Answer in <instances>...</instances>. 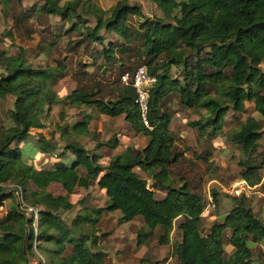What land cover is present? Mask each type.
I'll list each match as a JSON object with an SVG mask.
<instances>
[{
	"label": "trees",
	"instance_id": "16d2710c",
	"mask_svg": "<svg viewBox=\"0 0 264 264\" xmlns=\"http://www.w3.org/2000/svg\"><path fill=\"white\" fill-rule=\"evenodd\" d=\"M150 1L162 16L147 17L139 4L126 0L110 9H103L95 0L64 4L44 0V4L31 8L70 21L66 36L83 30L81 25L87 16L96 19L95 26H84L78 45H102L100 50L92 46L89 54L93 60L101 57L106 66L117 69L116 78L105 84L93 79L94 84L60 96L55 85L66 75L64 65L36 67L25 50L10 54L0 48V98L15 97L12 124L0 126V209L10 201L7 213L0 218V264H32L33 259L37 264H99L101 255L93 249L97 248L98 217L103 210L120 211V223L141 218L145 232L139 244L148 237L169 244L178 232L181 239L175 240L172 252L176 264H252L249 241L264 240V218L255 213L248 197H234L224 221L215 222L204 232L206 201L200 190L201 180L193 183L194 178L190 179L183 168L186 159L191 166L195 161L185 159L177 145L170 128L173 111L168 105L178 97L184 108L208 111V118L190 125L205 129L213 124L216 130L222 128L229 111L246 113L247 103L253 102L262 118L248 117L230 133V139L246 155L239 162V176L251 185L260 183L264 158L259 161L256 154L264 142V0ZM2 3L0 0V7ZM131 17L140 18L138 25L130 24ZM102 30L122 40L118 45L113 41L104 45ZM54 38L42 42L44 49L56 46L59 36ZM135 39L140 47L131 48ZM132 49L144 57L142 62L157 77L149 99V126L134 88L121 82L125 72L137 70L128 69L125 63V58L131 60ZM93 64L82 62L81 72L89 77L87 68ZM172 67L178 68L180 75L172 76ZM62 103L79 108L93 106L110 117L125 115L136 133L149 138L148 145L141 150L129 148L124 155L112 157L105 167L99 155L78 140H71L89 133L91 116H84L81 121L65 122L60 127L64 147L42 134L32 146L33 133L44 127L43 116L53 105ZM117 145L114 136L96 147ZM58 149L65 150L59 154L62 160L49 168L36 165V160L43 165ZM70 153L74 157L68 159ZM202 157L207 163L208 157ZM136 168L149 175L154 187L167 190L166 198L157 199L155 190L148 187V180ZM96 183L106 191L108 204L92 212L83 207L68 225L60 213L74 209L71 195ZM52 184L61 185L66 194L55 195L49 190ZM20 196L27 206L41 209L37 225L34 213L24 207ZM179 217H184V222L175 228ZM227 229L232 232L229 243L235 248L230 258L225 249Z\"/></svg>",
	"mask_w": 264,
	"mask_h": 264
},
{
	"label": "rangeland",
	"instance_id": "374dc122",
	"mask_svg": "<svg viewBox=\"0 0 264 264\" xmlns=\"http://www.w3.org/2000/svg\"><path fill=\"white\" fill-rule=\"evenodd\" d=\"M68 1L75 0H60L61 4H64ZM81 1L83 2L86 0ZM95 1H97L103 9H110L111 7L116 5L120 0ZM126 1H128V3L130 4H139L142 8L143 13L147 17L157 16L158 14L162 15L161 11H158L157 5L151 2L150 0ZM42 4H44V0H3V3L0 7V48L9 51L10 54H19L21 51L25 50L26 57L36 67H45L48 64L53 66H56L58 64L64 65L66 67V75L62 79H58L55 85V88L58 91L62 92L61 94H63V96L65 94H70L75 88L94 84L93 79L102 82L103 84L108 81H113L114 78H116L117 76V69L112 70L109 66H106L103 58L101 57L97 58L96 60H93V56L89 54V51L90 49H92V46L95 47L97 50H100V48H102V45H92L88 42H82L78 45L81 40V32H83L84 26H95L96 19L94 17L87 16L85 19V24L81 25L83 26V30H75L69 36H66V34L64 33L71 27L70 21L64 22L60 16L46 15L41 12L39 13L31 10L32 7H39ZM75 21L80 22L79 19H75ZM129 21L130 24L138 25V23L140 22V18L131 17ZM102 34L105 39L104 45H108V43L112 41L117 42L118 45V43H120V41L122 40L119 39L118 36H116L113 32H107L105 30H102ZM54 35L59 36V40L56 41V46L51 50L44 49V45L42 44V42H45L47 40H55L56 38H54ZM138 46L140 47V42L135 39L131 48H137ZM129 54L131 56V60L127 61V59L125 58L126 67L128 69L134 70L140 65L146 64L142 62L144 57L140 58L136 50L132 49L131 51H129ZM82 62L94 63L92 66L90 65V67L87 68V72H89V75L92 77H88L87 75L85 76L81 72ZM100 65L101 69H99ZM179 72L180 71L178 70V68H171L172 76L180 75ZM227 73H230V70H228ZM14 102L15 97L13 96H8L5 99L0 98V126L8 127L12 124L11 109H13L14 107ZM171 103L172 106L174 104H178L181 106L178 97H175L173 102ZM172 106L168 105L169 109L174 111ZM87 110H89V112L91 113L93 112L96 120L100 121L102 114L99 113L93 106H84L79 108L76 106H68L64 103L53 105L48 111V113L43 116L42 120L44 127L36 129L33 133V138L31 141L32 146H34L38 141L39 134H42L46 138H52V140L56 142L59 147H64L65 143L61 139L62 131L60 130V127L63 126L65 122H67V124H73L77 120H83V117L85 116L84 112H86ZM209 114L210 113L206 110H191L189 111V113H185L184 115L175 119V125L173 127L174 132L172 130L171 132L176 137L181 133L182 130H188V132L185 131V137L186 135H189V132H191L188 142L187 139H185L186 143L185 140L183 141L184 143H182L181 141L179 142L185 145L188 155L193 157L191 158V160L194 159L196 163L195 165L191 166V164L189 163L190 161L186 159L187 157H184L186 159V164L183 166V168H186V171H188L190 179L194 178L192 180L193 183H197L199 179L201 180L200 190L203 193L204 197L206 194V190L209 187L211 188L212 193H216L218 200L216 212L218 214H226L229 209H231L233 206V197L229 196L225 191L214 189L212 185L208 187L209 179L217 176L219 179H222L224 186L228 187L235 179L239 178V162L240 160L246 158V155L242 151L241 147L231 141L230 133L234 130L239 129L241 124L244 123L248 117L253 116L256 119H261L262 117L257 111H255L254 103L248 102L246 113L238 115L233 111H229L226 114L224 120L225 124L222 125V128H218L215 130L213 128V124L207 125L205 129L201 126L192 127L188 123L187 126L185 125L187 117L190 118L189 122H192L200 120L201 118L206 119L208 118ZM117 126V128L121 129L122 125L119 122ZM188 126L190 127V129H188ZM108 127L112 129V131H114L113 125H106L104 127L103 132H96L98 136L96 140L93 137L90 138L89 136L82 135L72 137L71 140H78L81 144H83L87 149H90L91 151H98L100 148L96 147L97 144L100 142H107L115 134L119 135V140L121 141V143H127L130 141V136H128V133L125 131V128L121 131H125L126 134L112 132L111 136V132L108 131ZM217 131L219 132L217 133L215 138L213 136H210L211 134H215V132ZM214 142L216 144H219L218 148H216L217 145L214 144ZM138 143L139 146L134 142H132V144L130 145H132V147L142 148L143 143L140 141ZM123 145L126 146L127 144ZM122 150L123 147L120 148V151ZM62 151L61 149H58L57 151H55L56 153L53 152L49 154V156H47L46 158L49 163L46 165L43 164V166L50 167V162H55V160L60 157L59 154H62ZM210 151H212L213 154H209L208 152ZM194 153H196L197 155H195ZM205 155L208 157L210 155V157L214 158V161L210 164H206L202 160V156ZM73 157L74 155L70 153V157L68 159ZM103 157L105 158L102 159V161L107 160L108 153L105 154V156L103 155ZM256 157H258L259 161L264 158L263 141L258 149ZM36 162V165L41 166L39 161L36 160ZM203 175L206 176L205 179L202 178ZM8 187H12V185H9ZM54 190L56 193L62 192V190L57 187ZM77 193L78 195L76 196H80V198H82V196L86 194L85 190L77 191ZM88 196L98 198V200L100 199L99 201H101V198H103L101 192H96L95 189L91 191V193L88 194L87 197ZM165 196V193L164 195L158 193V197L160 199L164 198ZM226 199H229L227 203L225 201ZM249 202L255 212L258 214V216L262 218V215L264 213V204L262 202L256 204L257 201L255 200V198L249 199ZM86 204L91 207H88ZM101 204L105 206L108 203L106 202ZM9 206L10 201H6V204L3 209H0V218H2L7 213ZM83 206H87L90 209L94 208L91 204V200L86 199L85 204L78 203L77 208H74L71 211L61 212L60 216L68 225H70L73 218H75L78 214L81 213V211H83ZM101 226L102 224L99 225L100 230L102 229ZM121 227L124 231L123 234L128 233L126 229L128 228L127 223L125 225H122ZM114 236H117V234H115ZM249 244L252 246L253 242H249ZM127 245H131L128 239ZM255 250H257L258 253L261 252L260 247ZM227 253V256H229V251H227ZM255 256V258H257L259 254H256Z\"/></svg>",
	"mask_w": 264,
	"mask_h": 264
},
{
	"label": "crops",
	"instance_id": "0c3cea01",
	"mask_svg": "<svg viewBox=\"0 0 264 264\" xmlns=\"http://www.w3.org/2000/svg\"><path fill=\"white\" fill-rule=\"evenodd\" d=\"M158 11H161V10L158 8ZM157 16H162V15L158 14ZM58 92L61 96H63V94H61L62 92H60V91H58ZM65 95H67V94H65ZM169 106H172V103H169ZM172 107H173L174 111H173L172 123H171L170 128L174 132L173 127L175 125V119L184 115L185 113H189V111H191V109L184 108L178 104H174ZM179 110H182V111H179ZM84 114H85V116H88V118H90V116H91V118H90V124H89V133L87 135H82V136H89L90 138L93 137L96 140L98 137L97 133L103 132L104 127L106 125H113L114 131H112V129L109 128L110 126L108 127L109 128L108 131L111 132V134H110L111 136H112V132H118L119 134H126V132H127L128 136H130L129 142L121 143V141L119 140L120 139L119 135L115 134L114 136H116V138L118 140V145L116 148H111L108 146H102V147H99L100 149L98 151L97 150L92 151L95 154L100 156V163L103 164V166H105V167L108 166L112 157L117 156V155H124L129 148L141 150V149H144L148 145L149 138L143 134L136 133L133 130L132 126L126 121L125 115H121L118 117H110V116H107L105 114H102L100 121L99 120L97 121L93 112L91 113V112H89V110H87L86 112H84ZM238 115H240V114H238ZM189 120H190V118L187 117L186 124H185L186 126H187V123L190 125ZM77 121H80V120H77ZM77 121H75V122H77ZM119 122L122 125L121 129L117 128L118 127L117 125L119 124ZM224 122H223V125L225 124ZM124 128H125L126 132L121 131L122 129L124 130ZM188 129H190V127ZM185 131L188 132V130H182L181 133L177 137L176 136L175 137L177 139V145L183 150L185 157L191 159L193 157L188 155V152L186 150L185 145L181 144V142L184 143L183 141L185 139H187V142H188L189 137L191 135V132H189L188 133L189 135H186V137H185L184 136ZM218 132L219 131H217V133ZM217 133L211 134L210 136H213L215 138ZM97 141H99V140H97ZM139 141L143 143L142 148L132 147V145H130V144H132V142H134L135 144L138 145ZM179 141H181V142H179ZM185 143H186V140H185ZM123 144H127V145L125 146ZM214 144H216V143L214 142ZM216 145H217L216 148H218L219 144H216ZM121 147H123L122 151H120ZM62 150L63 149H61V151ZM205 150H207V149H205ZM107 153H108V159L105 161H102V159L105 158V157H103V155L105 156V154H107ZM210 153L213 154L212 151H210L209 154ZM194 154L197 155L196 153H194ZM62 159H63L62 157H59L58 159L55 160V162L58 160H62ZM192 160H194V159H192ZM202 160L206 163V161L204 159H202ZM213 161H214V158L210 157V155H209L208 162L206 164H208V163L210 164ZM48 163L49 162L47 160H45L43 162L44 165H46ZM50 163L52 165L54 162H50ZM51 165H50V167H51ZM41 166L45 167L43 165H41ZM46 168H49V167H46ZM240 170H239V172H240ZM136 171L141 175L142 178H145L148 180V187L150 189L155 190V196L157 199L161 200L158 197V193H160L162 195H164V193H165V195L167 196L168 191L165 189L159 188V187H154L153 180L151 178H149V175L146 172L142 171L140 168H136ZM104 172H106V171H104ZM205 175L202 176L203 179L206 178ZM239 178H241V177L239 176ZM208 184H207L208 187L210 185H212L214 187V189H219V190L224 191L225 186L222 182V179H219L217 176L210 178ZM56 187L61 189L62 192L56 193L54 190ZM94 189L96 192L100 191L101 194L103 195V198H101V201H99L100 199L98 200V198H93L92 196L87 197V195L90 194L91 191H93ZM49 190H51L55 195H65L66 194V191L59 184H52L49 187ZM80 190H85V192H86V194L83 195L82 198H80V196H76V195H78L77 191H80ZM103 190L96 183L95 185L91 186L88 189L87 188H78L77 191L71 195L70 199L75 204L74 208H77L78 203L79 204L80 203L85 204L86 199L91 200V204L94 207V208L90 209V211L92 212V209H96V208L98 209V208H105L106 207V205L104 206L101 204V203H106V202L108 203V200H109L108 196L106 194V191L104 190V192H103ZM166 196L164 198H166ZM164 198H162V199H164ZM252 198H255V200L257 201L256 204L259 202H262L264 204V196H254ZM249 199H251V198H249ZM225 201L227 203L229 201V199H226ZM86 205L88 207H91L88 204H86ZM233 205H234V203H233ZM87 206H83V207H87ZM231 209H229V211ZM82 210H83V208H82ZM228 212L226 214H222V213L218 214L215 210L214 212L211 213L210 216L203 217V219H204V225H203L204 226V232L207 233L208 230L210 229L211 225L214 224L215 222L224 221ZM93 215H94V213H93ZM121 216H122V213L120 211L103 210L100 217H98V219H99L98 228H99V225L102 224V226H101L102 229L101 230L99 229V231L97 232V236H98L97 248H94L93 251L95 253H99L101 255V260H100L99 264H176V260L172 257V252H173V244H174L175 240L181 239L178 232L173 234V239H172L171 243H169V244H160L159 240L156 237H152V238L148 237L141 244H139V240H141L143 238V234L145 232L144 231L145 223L142 221L141 218H137V219H134V220L129 221V222H124L125 224L127 223V225H128V228H126L128 233L123 234L124 231H123V228L121 226L125 225V224L120 223L119 219ZM262 218H264V213L262 215ZM138 219H141V220H138ZM183 222H184V217L177 218L175 220V228H177ZM115 234H117V236H114ZM119 234H123V235H119ZM231 235H232L231 230L227 229L226 230V244H225L226 253H227V251H229V256H227L228 253L226 254L227 258H230L235 251L234 246L231 243H229V239H230ZM127 239L129 240L131 245H127ZM249 242H252V241H249ZM258 247L261 248L260 253H258L257 250H255ZM251 248L253 250L252 264H264V257L262 256V254L264 253V240H261L259 242H253V245L251 246ZM256 254H259V256H257V258H255ZM37 263L38 262L36 259L32 260V264H37Z\"/></svg>",
	"mask_w": 264,
	"mask_h": 264
},
{
	"label": "built area",
	"instance_id": "2783aa9c",
	"mask_svg": "<svg viewBox=\"0 0 264 264\" xmlns=\"http://www.w3.org/2000/svg\"><path fill=\"white\" fill-rule=\"evenodd\" d=\"M121 82L125 86H131L134 88L136 93V101L140 104L142 109L143 118L145 124L149 126L147 121V112L149 107V99L152 90L157 84V77L149 71L146 64H143L137 68L133 73L125 72L121 76ZM153 128V127H151ZM224 191L231 197H248L252 198L254 196H264V165L262 168L261 181L257 185H251L244 178L235 179L228 187L224 188ZM20 200L24 207H27L30 212L34 213L36 219L35 225H37L40 219L41 209L38 207H29L24 202L20 196ZM205 207L202 213V217H208L217 208V201L215 199L214 193H212L209 187L205 194Z\"/></svg>",
	"mask_w": 264,
	"mask_h": 264
}]
</instances>
